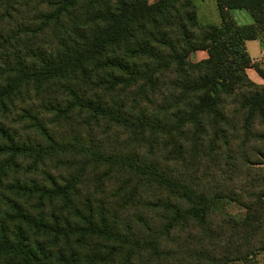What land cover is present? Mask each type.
<instances>
[{
  "label": "trees",
  "instance_id": "1",
  "mask_svg": "<svg viewBox=\"0 0 264 264\" xmlns=\"http://www.w3.org/2000/svg\"><path fill=\"white\" fill-rule=\"evenodd\" d=\"M217 7L0 0V264H260L264 0Z\"/></svg>",
  "mask_w": 264,
  "mask_h": 264
},
{
  "label": "rangeland",
  "instance_id": "2",
  "mask_svg": "<svg viewBox=\"0 0 264 264\" xmlns=\"http://www.w3.org/2000/svg\"><path fill=\"white\" fill-rule=\"evenodd\" d=\"M197 6L199 20L203 25H220V14L217 7V0H194ZM231 16L238 26H248L253 24V19L247 10L239 9L232 10ZM248 53L252 58L259 57L261 53L259 41H251L248 43ZM263 54L260 56L259 61L256 64L261 65L264 68V38H263ZM207 56L202 53H196L191 57L193 62H199L206 59ZM264 85V84H263ZM225 210L231 215L242 218L245 211L235 204H225ZM260 264H264V255L260 257Z\"/></svg>",
  "mask_w": 264,
  "mask_h": 264
},
{
  "label": "crops",
  "instance_id": "3",
  "mask_svg": "<svg viewBox=\"0 0 264 264\" xmlns=\"http://www.w3.org/2000/svg\"><path fill=\"white\" fill-rule=\"evenodd\" d=\"M194 1V0H193ZM194 3H195V1H194ZM196 6V5H195ZM196 8H197V6H196ZM197 14H198V10H197ZM251 15V14H250ZM198 18H199V14H198ZM220 20H221V18H220ZM199 22H200V20H199ZM201 24V23H200ZM220 24H221V22H220ZM201 25H203V24H201ZM255 41H259V40H255ZM249 42H251V41H248L247 43H246V48H247V51H248V43ZM259 43H260V48H261V53H260V55H259V57H257V58H252L251 56V59L253 60V62H257V61H259V59H260V56H262V54H263V47H262V44H261V42L259 41ZM198 53H202V54H204V55H206L207 56V53L206 52H197V54ZM248 75H249V77H250V79L254 82V83H256V84H258V85H263L264 84V81H263V79L261 78V77H259V75L255 72V70H253V69H250V70H248Z\"/></svg>",
  "mask_w": 264,
  "mask_h": 264
}]
</instances>
